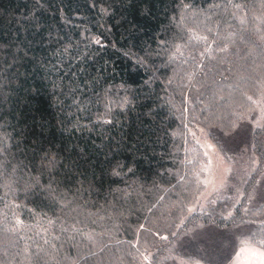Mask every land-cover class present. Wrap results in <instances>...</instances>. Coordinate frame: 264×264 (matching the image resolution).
Returning <instances> with one entry per match:
<instances>
[{"label":"trees","instance_id":"1","mask_svg":"<svg viewBox=\"0 0 264 264\" xmlns=\"http://www.w3.org/2000/svg\"><path fill=\"white\" fill-rule=\"evenodd\" d=\"M263 99L264 0H0V264L264 251V125L236 198L189 212L193 128L228 159Z\"/></svg>","mask_w":264,"mask_h":264},{"label":"rangeland","instance_id":"2","mask_svg":"<svg viewBox=\"0 0 264 264\" xmlns=\"http://www.w3.org/2000/svg\"><path fill=\"white\" fill-rule=\"evenodd\" d=\"M252 118L251 121L242 124L238 134L235 136L236 138H233L224 146L229 153L228 159L208 140L203 129L199 127L193 128V134L206 155L207 163L202 180L204 191L190 207L189 212L201 211L200 209H205L208 205L217 204V201L225 199L233 201L239 191L241 192V189L239 190V187L243 185L241 182L254 164L247 153L250 151L252 130L264 125V99L262 105L253 113ZM262 173L263 175L259 179V187L255 191L254 197L252 196V199L248 201L249 206L254 207L264 202V168ZM207 234V231L202 230L197 232L196 236L200 237L204 242L208 241V243L214 244V239L210 236V233ZM241 234V231L234 233V243L236 242L235 236L242 237ZM211 240L212 242H209ZM236 246L237 248L233 255L229 251L222 259H215V263L210 259H208L207 263L200 259H190L176 262L175 264H264V251L254 246L244 237L238 240Z\"/></svg>","mask_w":264,"mask_h":264}]
</instances>
